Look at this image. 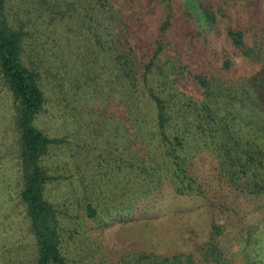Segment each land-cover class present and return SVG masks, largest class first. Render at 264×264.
<instances>
[{"label":"trees","instance_id":"16d2710c","mask_svg":"<svg viewBox=\"0 0 264 264\" xmlns=\"http://www.w3.org/2000/svg\"><path fill=\"white\" fill-rule=\"evenodd\" d=\"M9 1L0 0V80L15 171L3 176L0 226L25 227L0 245V264H70L61 250L70 216L50 197L58 178L47 163L65 138L37 119L48 101L74 105V118L86 112L74 75L61 74L70 72L63 56L73 37L91 52L80 78L96 102L110 95L130 146L161 151L151 150L147 171L160 178L167 169V197L138 199L117 228L127 242L146 234L155 248L125 244L118 263L264 264V0H42L26 27L9 19ZM32 26H53V44L34 41ZM85 211L98 216L91 200Z\"/></svg>","mask_w":264,"mask_h":264},{"label":"rangeland","instance_id":"374dc122","mask_svg":"<svg viewBox=\"0 0 264 264\" xmlns=\"http://www.w3.org/2000/svg\"><path fill=\"white\" fill-rule=\"evenodd\" d=\"M8 4H10L9 19L14 22L18 20L24 27L32 21L31 14L35 15L34 12L38 14L43 8L42 0H10ZM21 9L23 12L19 14ZM60 27L69 33L67 25ZM30 28L34 41L40 44H53L51 36V33L54 34L53 26L47 32H43L41 26ZM63 36V39L72 38ZM72 39L69 40L70 46L63 56L70 67L68 68L70 72L63 69L61 74L74 75L72 86L74 91L79 89L83 92L85 98L82 104L86 112L74 118L72 116L74 105L61 101L68 106L65 107L64 104H58V101H48L46 108L37 119L38 127L44 132L53 137L65 138V142L54 146L48 156L49 169L58 178L50 185L49 194L56 202H64L67 205L65 212L69 213L70 217L64 221L61 250L69 263L119 264L118 259L124 252L122 250L125 244L135 249L144 247L145 250H151L150 246L152 249L155 248L146 234L135 235L136 237L127 242L124 236L128 230L118 232L120 229L117 228L125 227L122 224L132 217L138 199L155 194L157 191L160 192L159 199L164 198L167 192L164 191V187L167 186V169L160 170V178L153 175L152 170L147 171L149 166L152 167L149 158L151 150L154 148L158 154H161V151L156 150V146H130L132 142L128 137L129 131H124L116 106L111 107L115 109V113H111L110 95L104 96L103 104L96 102L99 99L94 97V93L92 95L89 83L80 78L83 68L91 64L89 60L91 52L78 42L79 37ZM75 67L78 71L74 70ZM91 110L95 111L90 116L88 113ZM11 119L10 98L2 88L0 80V154H2L0 155V200L4 193L2 183H10L3 176H11L15 171L11 155L8 154L9 144L12 141ZM130 130L133 132V129ZM208 164L205 162V166ZM151 181H154L152 187L149 186ZM89 200L98 211L97 218L83 217L87 214L85 209ZM1 206L0 212L3 214L6 208ZM16 209L12 204L13 215ZM157 220L161 228L167 224L161 216H158ZM105 223L109 225L105 226ZM7 225H13V229L7 231L3 225L0 226V245L8 239L10 241L13 239L15 242L24 234L25 223L22 220ZM151 228L156 231V227L150 224L145 229ZM160 248L165 254L169 251L167 247L160 245ZM237 248L238 246L234 245V251ZM5 257L9 258L7 255Z\"/></svg>","mask_w":264,"mask_h":264}]
</instances>
